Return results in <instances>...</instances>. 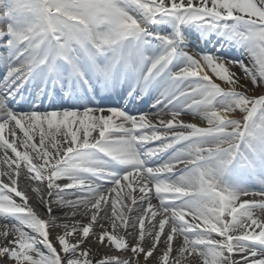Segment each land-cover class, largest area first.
<instances>
[{"label":"snow or ice","instance_id":"snow-or-ice-1","mask_svg":"<svg viewBox=\"0 0 264 264\" xmlns=\"http://www.w3.org/2000/svg\"><path fill=\"white\" fill-rule=\"evenodd\" d=\"M0 50V264H264V0H0Z\"/></svg>","mask_w":264,"mask_h":264},{"label":"bare ground","instance_id":"bare-ground-1","mask_svg":"<svg viewBox=\"0 0 264 264\" xmlns=\"http://www.w3.org/2000/svg\"><path fill=\"white\" fill-rule=\"evenodd\" d=\"M0 54H1V55H4L5 53L3 52V50H0ZM2 68H3V65L0 66V74L3 73V72L1 73ZM236 71H239V70L236 69ZM147 106H148V104L142 105V107H144L145 110L147 109ZM21 107L24 108V107H26V105L21 104ZM164 118L167 119L168 117L166 116V117H164ZM183 118H184L186 121H191V120L193 119V117H191V116H184ZM151 119L153 120V122H156V120H157L158 118H157V117H151ZM196 122H197L198 124H204V123H206V122L201 121V120H199V119L196 120ZM6 134H7V130H6ZM19 135H20V134L18 133V136H19ZM94 135H95V134H94ZM9 139H11V137H9ZM36 141H37V143H38V141H39V136H38V135H37V137H36ZM18 147H20V150L23 151V147H22V145L19 144V142H18ZM8 155L11 156V157H13V158H15V157H14V154L11 153L10 150L8 151ZM34 162H35V161H34ZM7 170H8V169H7V165H6V163L4 162V151H3V150H0V172H5V171H7ZM0 180H4L5 183L7 182V180H6L4 177H2V176H0ZM122 183H123V182H122ZM26 184H27V181H25V180H23V179H21V180L18 181V186H19L20 189H25V188H26ZM26 194H27L29 197H32V196H33V192H32L31 189H28L27 192H26ZM134 195H139L138 191H137V192H134ZM14 198H15V197H14ZM17 202H19V199H17ZM30 202L33 204L34 207L37 208L38 211H40L38 205L35 204V201H34V200H32V201H30ZM125 203H126L129 207H134V206L131 205V200H130V199H127V198H126V199H125ZM153 203H156V201L154 200ZM123 210L125 211L126 214H129V215H131V216H133V217L136 215L135 212H133V213H128L127 208H124ZM110 211H111V210L109 209V212H110ZM2 224H3V222L0 221V225H2ZM146 226H147V221H146ZM104 251H108V250H107V249H104Z\"/></svg>","mask_w":264,"mask_h":264}]
</instances>
